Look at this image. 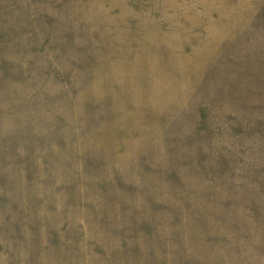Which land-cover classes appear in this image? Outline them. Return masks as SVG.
<instances>
[{"label": "rangeland", "instance_id": "374dc122", "mask_svg": "<svg viewBox=\"0 0 264 264\" xmlns=\"http://www.w3.org/2000/svg\"><path fill=\"white\" fill-rule=\"evenodd\" d=\"M0 264H264V0H0Z\"/></svg>", "mask_w": 264, "mask_h": 264}]
</instances>
